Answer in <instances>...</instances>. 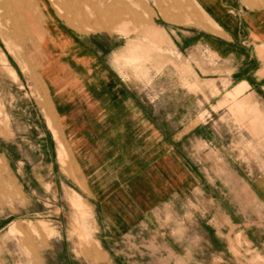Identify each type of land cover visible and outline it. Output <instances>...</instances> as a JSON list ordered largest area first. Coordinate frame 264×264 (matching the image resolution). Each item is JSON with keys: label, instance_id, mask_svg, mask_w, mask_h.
<instances>
[{"label": "rangeland", "instance_id": "rangeland-1", "mask_svg": "<svg viewBox=\"0 0 264 264\" xmlns=\"http://www.w3.org/2000/svg\"><path fill=\"white\" fill-rule=\"evenodd\" d=\"M124 1L128 13L172 22V0H153L162 7L158 16L147 14L142 0ZM232 1L238 11L264 9V0ZM93 10L92 0H0V254L15 264H264L263 110L238 116L233 100L239 95L230 96L255 64H246L249 52L241 53L238 64L222 63L198 36L189 43L183 33L180 50L166 38L150 54L114 57L113 66L120 78L136 85L130 89L142 97L151 118L182 131L200 124L181 141L196 164L200 187L168 200L126 236L108 239L98 203L63 138L57 100L64 80L71 78L87 79L82 89L91 95L110 90L103 86L111 78L110 51L123 41L109 36L108 9L97 8L96 16ZM202 14L192 0H180L182 31L196 26L200 33L203 23L217 32ZM94 35L93 48L88 40ZM257 54L264 60V47ZM227 105L235 125L255 133L222 135L220 109ZM52 111L64 145L63 164L48 126ZM255 115L261 124L251 128ZM232 138L239 140L237 150ZM250 178L260 179L258 198L248 187ZM77 201L78 211L73 209Z\"/></svg>", "mask_w": 264, "mask_h": 264}, {"label": "crops", "instance_id": "crops-1", "mask_svg": "<svg viewBox=\"0 0 264 264\" xmlns=\"http://www.w3.org/2000/svg\"><path fill=\"white\" fill-rule=\"evenodd\" d=\"M92 1L95 16L97 8L108 9L110 38L123 41L122 45L110 51L107 71L111 78L105 79L106 84H103L110 90L106 94L91 95L82 89L86 87L84 83L87 79L83 76L71 78L64 80L57 100L60 102L63 138L74 151L72 158L86 183L87 192L98 203L99 220L106 236L109 240H117L134 231L168 200L181 199L198 190L200 177L196 164L181 149V141L183 136L193 135L200 124L182 131L180 127L166 128L163 121L151 118L149 107L142 97L130 89L136 85L120 78L113 66V58L128 52L150 54L166 38L176 50H180L182 33L189 43L196 41L198 36L201 44L222 63L238 64L242 58L244 60L241 53L249 52L246 64L255 65L237 80L233 86L236 89L230 96L239 95L233 100L237 103L234 109L238 116L246 115L248 109H257L260 113L262 108L264 118V60L259 59L257 54V49L264 47V9L238 11L232 0H192L201 9L202 15L218 27L215 32L202 23L200 33H197L196 26L182 31L180 0H172V22L167 21V25L158 24V18L148 20L128 13L124 0ZM142 1L147 14H160L162 7L154 4L153 0ZM113 27L116 28L114 34ZM117 31L128 35L123 36ZM91 38H87L88 45L94 48L95 35ZM66 47L69 53L74 51L71 45ZM246 86L247 90L242 94ZM74 103L75 108L72 106ZM212 106V102L206 104V111H212ZM229 106L220 109L221 134L239 136L255 133L235 125ZM157 109L159 107L155 105L153 110L156 113ZM52 113L54 119L47 118L48 126L50 121L56 122ZM260 118L256 115L250 117L253 123L256 122L251 124V128L260 126ZM246 126L250 128L249 122ZM54 138L56 143H62L59 136L58 140ZM238 144V138H232L231 146L235 150ZM248 183L252 194L260 197V179L250 178ZM1 223L0 233L3 228ZM0 264H15V261L0 254Z\"/></svg>", "mask_w": 264, "mask_h": 264}, {"label": "bare ground", "instance_id": "bare-ground-1", "mask_svg": "<svg viewBox=\"0 0 264 264\" xmlns=\"http://www.w3.org/2000/svg\"><path fill=\"white\" fill-rule=\"evenodd\" d=\"M13 73V74H12ZM12 73H10V74H12V76L15 74L14 73V71H12ZM49 126H50V128H52V130H53V132H54V134H55V137H56V139L58 140V134H57V132H56V130H55V127H54V122L53 121H50L49 122ZM58 148H59V150H60V155L58 156V159L60 158V160H61V164H63L64 163V161L62 160V156L61 155H63V153L62 152H64L63 150H64V146H63V144L61 143V142H59L58 143ZM64 156V155H63ZM70 204V203H69ZM71 205V204H70ZM81 203L80 202H74L73 203V209H76L77 211H78V209L80 208L81 209ZM84 210V209H83ZM86 212V211H85ZM81 214V213H80ZM79 215V214H78ZM80 217V216H79ZM84 217H86V216H84ZM82 219V218H81ZM84 237V236H83Z\"/></svg>", "mask_w": 264, "mask_h": 264}]
</instances>
